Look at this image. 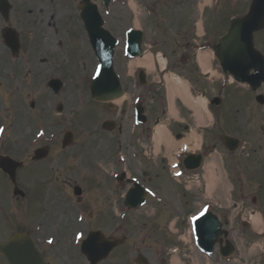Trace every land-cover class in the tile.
Returning a JSON list of instances; mask_svg holds the SVG:
<instances>
[{
    "label": "rangeland",
    "instance_id": "374dc122",
    "mask_svg": "<svg viewBox=\"0 0 264 264\" xmlns=\"http://www.w3.org/2000/svg\"><path fill=\"white\" fill-rule=\"evenodd\" d=\"M127 1V0H125ZM135 2V9L134 12L132 8L128 5H126L124 8L117 7L115 10V15H119L117 18L114 13H112L109 17V25L110 27L116 32L118 30L119 26L116 23V20L118 19L120 22L124 24V28L134 25L135 19L138 20L139 27L142 28L145 32V44L144 49H148V45L153 46L155 44V47H153L151 50L153 52H161L167 57V63L170 65L169 69H177L176 71L179 73L181 79L187 81L190 83V87L195 92L201 91V88L206 87L208 89L207 93L209 94L210 88L214 87L212 85L213 83L205 78L200 77L196 82L195 76L191 75L189 76L188 73H185L184 70H181L178 66V61L186 58H191L192 60H196V53L192 52L190 54L189 50L185 48V40L182 38L181 35H175L174 32L177 30L185 29L190 25V29L192 30V34L187 36V40H190L191 38L199 39L197 36V32L195 29L196 23H198L201 20V8L200 5L203 3L204 0H176V3L172 6H169L167 4L161 5L158 8V11L155 15H148L141 6L143 7L145 4V1L147 0H133ZM211 2L206 3L204 5V16L202 17L204 20L205 28L208 27L209 29V20H210V14L211 19L214 20L218 14H220L225 9V5L228 2H231L232 0H210ZM218 1V2H217ZM57 7H59L58 0H55ZM215 2H217V5L215 6ZM232 6V5H231ZM230 6V7H231ZM214 7L216 9H214ZM175 9L176 11H169L168 9ZM211 9V10H210ZM247 11V6L243 10V13ZM227 14V11L221 13V18H223ZM113 18V19H112ZM168 18V19H167ZM110 19L111 22H110ZM222 27V31L225 29L224 25H219ZM67 29L62 30L59 34V37L62 39V43L65 46H73L77 48L75 50L74 56L67 66L68 70L70 72H73L77 65L84 64L86 68H90L92 64V58L86 53H84L81 49V47H84L83 43V29L80 25V20L78 17H73L70 24L66 25ZM122 27V28H123ZM121 28V30H122ZM264 30V29H263ZM260 31V32H263ZM221 31V32H222ZM207 32V31H205ZM257 33L254 36V40H257V35L260 34ZM53 38H49L47 40V45H40L39 49L43 54L46 50H48L50 53H52V56L58 55L60 58L62 56V52L64 51V48H57L52 47L50 44L53 42ZM121 47L122 44L120 43L119 47L116 50V54L118 58L120 59L122 57L121 55ZM125 58H124V64L122 62H119L118 66L121 72L125 75V85L128 87L129 90V96L125 98L124 104L121 105L122 108H126L125 104L126 101L129 99L130 101L133 99L134 95H143L144 92H146L147 89L144 88V90H139L138 86H136L135 91L131 87V80L130 78V70L127 67L128 64H125ZM55 62H59V60H55ZM46 63H51V65H55L52 62L48 61ZM215 61L213 62L214 67ZM178 65V66H177ZM91 69V68H90ZM88 70V72L90 71ZM87 72V73H88ZM129 74V75H128ZM226 75L218 74L217 72H214V75L212 77V81H217L218 85L221 84V80L224 79ZM148 81L153 82L149 86L147 85V88L151 89L147 94L146 100H144L145 106L148 108V111L152 116L154 117L156 113H153V110L155 108H158V115L164 119V121L169 125L176 124V128H180V125L187 124V128H182L181 131L182 135H184L189 127L194 126L196 128V124L193 118V115L191 113V109L184 103L182 100H177L175 103V111L172 113H167V110L165 108V104L163 105V95H164V89H165V83H159L160 81H163L162 79L156 78V74H148L147 75ZM214 82V83H215ZM133 83V82H132ZM240 91L239 94L236 95L237 99L234 101V94L231 91V87L225 92V94L221 92H214L215 94L221 95L222 100L221 104L217 107H215L216 110L219 111L221 116V124L223 120V129L227 132H238V134L243 137L246 142L248 141V149L242 150L240 153H237L238 157H235L234 159L230 160V164H237L239 162L245 163L248 165V168L242 165L238 169V174L240 176H234L233 180H229L226 178V172L222 169V162L224 163L225 169L228 174L230 173V169L227 166L226 162L230 158V156L224 155V150L218 147V167L220 169L221 173V184L217 185V189L213 192L214 196H219V194H223V197L220 199L219 205H227L229 204V200L227 198L228 190L232 187L231 184H238L240 186V190H236L238 192V198L242 199L241 203L239 202L238 205L242 204V211H248V210H257L261 213L264 211V160L262 158L264 157V129H262L263 123L262 118L264 117V114L261 115L262 109L257 110L255 103L253 102V97L251 93L249 94L246 87H238L237 89ZM150 94H153L154 96L151 97ZM83 100H86L89 98L85 93L81 95ZM75 95H73V100L70 98L71 105H77L74 101ZM151 100L153 102H151ZM146 102V103H145ZM85 105H91L92 103L89 101H84ZM236 108L239 110L237 113L235 111ZM162 111L164 113L162 114ZM177 111V119L179 121L175 122L174 117L176 116ZM106 118H115V114L108 112L106 114V109L103 108L102 112L99 113H90V116L88 117V112H85L83 109L77 111H73L72 116L69 118L70 122H73L77 126V137L75 138L74 146L66 151L61 150L60 148V141L57 143L52 144L51 146V155H49L46 161H44L43 165H36L35 167H54L55 171V177H58V181L62 183L63 189H60L58 186L57 188H54V184H47L43 185L40 183L41 177L37 176L35 177L34 173H30L27 176L28 182L26 183V186H24V190L26 192L34 191L39 192L43 196L44 202L40 201L39 203H49L46 200V195L50 191V189H53V203H56L55 196L58 197L59 200H68L71 199L73 195L72 189L69 188L70 185L74 184V182L71 180V176L73 174L80 175L81 177H84V182L86 184L85 191L83 195V199L85 202L93 201V203H101L104 207H110L112 212H116V208L118 207V203L121 199L123 188L118 187L115 182L112 180V177L109 176L110 181V191H108V182H107V175H105V180L102 179V175L99 171L104 170V173L106 174V171L112 172L113 170H119V164L115 162V159H117V156L119 157V154L123 153L120 150H124V153L126 154V157L128 159V165L130 168V174L131 176L138 177L141 176V174L138 172L142 170H147L151 174L150 176L155 177V175H158L157 179H153L151 182V186L154 189H157V193L161 196H165L167 199L174 201L175 203H184L185 201H191L192 203H201L203 200L206 199L204 197L203 193L201 192V187L195 188V186H192V190L190 192L186 191L181 187L180 184H177L173 182L170 177L169 180L167 178H164V182L160 180L159 172L162 173L161 169L166 170V163L168 161V156H170V153L173 148L177 146V144L180 142V139L177 140L176 137H170V140H161V149L159 150V153L157 156L150 155L145 156L143 154V147L142 145L148 144L151 140V135L146 132V139L141 140V143H137L136 140L134 141V138L136 139L138 136L136 134L129 133V129H132L131 121L127 122L125 125V129L121 132L115 128L113 131H106L101 130L102 122L106 120ZM238 118V119H237ZM132 120V119H131ZM237 120V121H236ZM125 121V117L121 116L117 118V122L121 123ZM227 121L231 122V124H228ZM32 122L33 119H30L29 121L23 122V132L25 135L34 132L32 128ZM180 123V124H178ZM63 126L65 123L62 121ZM239 124H243L245 126L250 127V131L244 128V126H241ZM28 125H31V127H28ZM79 126L81 128H86L88 130V134L92 135L93 138L86 140L82 137V133L79 131ZM180 130V129H179ZM202 130V126L196 128V132H200ZM9 135H15L16 132H13L12 130H9ZM236 132V133H237ZM204 130L205 136L208 135L209 140H217L219 143V138L215 134V128H213V133ZM255 136V139L257 141V144L260 145L259 147H256L254 152L252 153L251 147L253 146V142L251 140L250 142V136ZM124 141V142H122ZM173 144V145H172ZM60 152H66L68 155H61ZM121 152V153H120ZM77 157V161L74 162L73 160H68L71 162L63 161L65 157ZM113 157V158H112ZM110 159L112 160V164L110 165ZM138 159H140L138 163ZM250 159V160H249ZM255 159H257L255 161ZM121 166V165H120ZM89 168V171L92 169V176H89L91 174L86 175L85 170ZM99 170V171H97ZM52 174V173H50ZM49 174V175H50ZM166 173L164 172V175ZM49 175L46 176V178L52 180V178H49ZM166 177V176H164ZM53 182V180H52ZM80 182V181H79ZM39 183V186L37 184ZM106 187V188H105ZM61 191H64L62 194L59 193ZM184 193V194H183ZM191 193V194H190ZM41 196L35 195L33 198V201H37L40 199ZM254 198V200H253ZM161 199V198H160ZM210 198H207V200ZM46 200V201H45ZM74 200V198H72ZM212 200V199H210ZM154 201L151 199L150 203H147V205L143 208H141L138 212H125L126 221L130 222L134 227V234L135 238H132L130 234L127 235V243L124 246V249L127 254V260L132 259V256L134 254L135 248L138 250L144 251L146 253H150L153 248H155L156 243L153 239H155L157 236L153 234L152 227H150V224L147 223V225H144L141 223L142 221H148L150 219L151 213L155 212V207L158 205L152 204ZM214 203V201H212ZM24 203H27L25 201ZM212 206H214L211 203ZM186 206L189 207L190 204L186 203L184 204V209L186 210ZM199 206V205H198ZM196 207V209L198 208ZM192 208V207H191ZM216 213L220 216V218L223 221L224 229L229 231V227H232V229H237L234 231H229V239L234 242V244L237 246V251L233 258L229 260L227 263L218 261L217 258L212 256H200L198 255L197 251L193 248L188 247H182L180 253L178 254V257L180 258V264H264V219L262 217V229L263 233L261 235H258L252 231V229L249 228H243L241 223V214L242 212H238V208H229L227 212L228 214H223L218 210H215ZM109 213V214H110ZM183 215V214H182ZM181 215V217H182ZM171 216V214H170ZM236 216L234 220V223L232 222V217ZM176 219V225L179 228L180 231H186V226H182L180 224V220H178V217H175ZM115 222V221H114ZM154 232L156 234H160L161 228L154 229ZM169 238V237H168ZM170 246L177 244V238L173 237L170 239ZM259 244L261 247L257 249L256 252H250L251 247L254 244ZM181 246V245H180ZM192 247V246H191ZM152 257L151 255H147ZM210 257V258H208ZM184 260L191 261L190 263H185Z\"/></svg>",
    "mask_w": 264,
    "mask_h": 264
},
{
    "label": "bare ground",
    "instance_id": "6f19581e",
    "mask_svg": "<svg viewBox=\"0 0 264 264\" xmlns=\"http://www.w3.org/2000/svg\"><path fill=\"white\" fill-rule=\"evenodd\" d=\"M132 10L134 11V4L130 5ZM137 23V20H135V24ZM200 33H202L200 31ZM209 52H203L199 54V62L202 66V70L204 72L208 71L207 65H208V59H209ZM165 61H163V59H159L158 64L159 66L162 68L164 66ZM130 66H134V65H143L147 70H153L154 69V62H153V58H151V55L146 54L144 55L142 58L139 59H135L133 61H131ZM164 79L166 81V87H167V91H168V95L170 98H174L176 96L178 97H182L184 102L192 108L193 113H194V118L195 120L198 121V123H203L202 120V110L205 109V101L203 98L199 99V100H192L191 96L189 95V87L187 82L182 81L179 77H176L173 74H166L164 76ZM121 99L116 100L117 103L121 102ZM160 133H162V129L159 130ZM193 136H195L194 133L191 134V137L188 138L190 142L191 139L193 138ZM162 137V135H161ZM183 143V142H182ZM180 143V144H182ZM208 193L210 194L211 191L213 190L214 186L216 185V181L218 180V178L215 175V168L213 167V165H210L208 167ZM251 223L252 226L255 230H257L258 232L261 229V224H262V219L260 214H255L252 219H251ZM261 247V245L259 244H254L251 249L250 252H256L257 249ZM174 264H178V261L176 260L174 262Z\"/></svg>",
    "mask_w": 264,
    "mask_h": 264
},
{
    "label": "water",
    "instance_id": "95a60500",
    "mask_svg": "<svg viewBox=\"0 0 264 264\" xmlns=\"http://www.w3.org/2000/svg\"><path fill=\"white\" fill-rule=\"evenodd\" d=\"M262 12H263V5L260 3L253 11L252 16L249 19V23H250V27L252 28L253 26H255L257 24V22L259 21V19L262 16ZM250 29V28H249ZM249 29L245 32L244 35V39L245 41L247 40L248 37V32ZM238 40V27L235 28V33L233 34V37L229 40V42H227L224 47H223V59H230L236 56V53L234 52V50L232 49V45L237 42ZM243 60L245 62L246 59L243 58ZM248 65H244L243 68L247 67ZM226 67L230 68V66L226 65ZM211 225L210 222L207 223V226ZM198 230H200L201 232H205V231H210L209 228H206V225H204L203 223H201L198 227ZM38 264H41V260L38 261Z\"/></svg>",
    "mask_w": 264,
    "mask_h": 264
},
{
    "label": "flooded vegetation",
    "instance_id": "af4514ba",
    "mask_svg": "<svg viewBox=\"0 0 264 264\" xmlns=\"http://www.w3.org/2000/svg\"><path fill=\"white\" fill-rule=\"evenodd\" d=\"M26 143H27L26 138L24 137L18 138V141L15 142V146H14V148L16 149L15 151L13 150V147H5L4 149L7 151L0 152V155L8 153V154H12L17 157L22 156L24 153L23 150L25 149L24 144ZM1 228H2V224L0 223V229Z\"/></svg>",
    "mask_w": 264,
    "mask_h": 264
}]
</instances>
